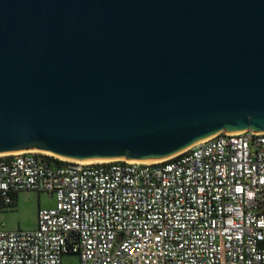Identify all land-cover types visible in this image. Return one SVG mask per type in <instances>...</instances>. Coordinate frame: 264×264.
<instances>
[{"label":"water","instance_id":"obj_1","mask_svg":"<svg viewBox=\"0 0 264 264\" xmlns=\"http://www.w3.org/2000/svg\"><path fill=\"white\" fill-rule=\"evenodd\" d=\"M264 132V0H0V154L154 162Z\"/></svg>","mask_w":264,"mask_h":264},{"label":"built area","instance_id":"obj_2","mask_svg":"<svg viewBox=\"0 0 264 264\" xmlns=\"http://www.w3.org/2000/svg\"><path fill=\"white\" fill-rule=\"evenodd\" d=\"M0 156V215L48 192L37 227L6 229L0 264H264V132L222 131L170 157L85 163Z\"/></svg>","mask_w":264,"mask_h":264},{"label":"rangeland","instance_id":"obj_3","mask_svg":"<svg viewBox=\"0 0 264 264\" xmlns=\"http://www.w3.org/2000/svg\"><path fill=\"white\" fill-rule=\"evenodd\" d=\"M37 152V150H28ZM3 156V155H1ZM66 160V159H62ZM70 160V159H67ZM72 160V159H71ZM106 162V161H100ZM86 163V162H85ZM99 163V162H94ZM56 200L48 192L23 191L18 196V204L12 210H4L0 217L6 229H31L37 227L40 208L54 207ZM77 255H65L63 264H79Z\"/></svg>","mask_w":264,"mask_h":264},{"label":"trees","instance_id":"obj_4","mask_svg":"<svg viewBox=\"0 0 264 264\" xmlns=\"http://www.w3.org/2000/svg\"><path fill=\"white\" fill-rule=\"evenodd\" d=\"M51 160L52 161H54L56 164H63V163H65V161H63V160H60V159H58V158H51ZM17 204H18V193H15L14 195H13V202H12V204L10 205V206H8L9 207V210H12V209H14L16 206H17ZM4 210H2V212H3Z\"/></svg>","mask_w":264,"mask_h":264},{"label":"bare ground","instance_id":"obj_5","mask_svg":"<svg viewBox=\"0 0 264 264\" xmlns=\"http://www.w3.org/2000/svg\"><path fill=\"white\" fill-rule=\"evenodd\" d=\"M12 153V152H11ZM6 154H10V153H2L0 154L1 155H6ZM52 154V153H51ZM66 159V158H64ZM71 160V159H70ZM100 161H106V160H95V161H83V162H86V163H94V162H100ZM140 162H144V161H140Z\"/></svg>","mask_w":264,"mask_h":264},{"label":"crops","instance_id":"obj_6","mask_svg":"<svg viewBox=\"0 0 264 264\" xmlns=\"http://www.w3.org/2000/svg\"><path fill=\"white\" fill-rule=\"evenodd\" d=\"M23 192V191H22ZM21 192H19L18 193V196H19V194H20ZM0 219H1V217H0ZM1 223H2V221H1ZM2 226L4 227V223H2ZM5 228V227H4Z\"/></svg>","mask_w":264,"mask_h":264}]
</instances>
